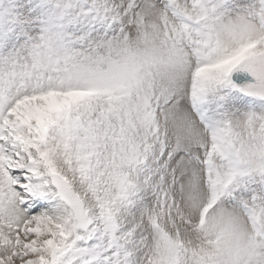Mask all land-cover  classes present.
<instances>
[{"label":"snow or ice","instance_id":"6c2138e0","mask_svg":"<svg viewBox=\"0 0 264 264\" xmlns=\"http://www.w3.org/2000/svg\"><path fill=\"white\" fill-rule=\"evenodd\" d=\"M0 264H264V0H0Z\"/></svg>","mask_w":264,"mask_h":264}]
</instances>
